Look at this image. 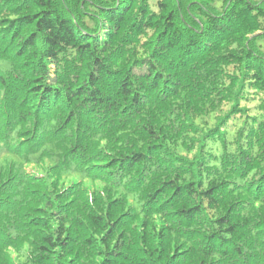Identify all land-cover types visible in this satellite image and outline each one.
<instances>
[{
  "label": "trees",
  "instance_id": "obj_1",
  "mask_svg": "<svg viewBox=\"0 0 264 264\" xmlns=\"http://www.w3.org/2000/svg\"><path fill=\"white\" fill-rule=\"evenodd\" d=\"M0 60V264H264V0H0Z\"/></svg>",
  "mask_w": 264,
  "mask_h": 264
},
{
  "label": "rangeland",
  "instance_id": "obj_2",
  "mask_svg": "<svg viewBox=\"0 0 264 264\" xmlns=\"http://www.w3.org/2000/svg\"><path fill=\"white\" fill-rule=\"evenodd\" d=\"M0 68L2 69V70H8L9 69V65H8V63H6L5 61H1L0 60ZM4 157H5V155H3ZM10 158H13V156H9ZM35 171V167H29L28 169H27V172H31V173H33Z\"/></svg>",
  "mask_w": 264,
  "mask_h": 264
}]
</instances>
